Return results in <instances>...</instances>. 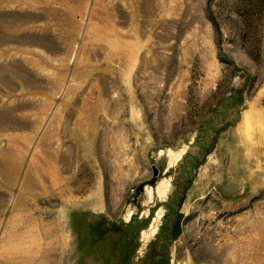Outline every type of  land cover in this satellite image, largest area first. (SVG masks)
Returning a JSON list of instances; mask_svg holds the SVG:
<instances>
[{"label": "rangeland", "instance_id": "rangeland-1", "mask_svg": "<svg viewBox=\"0 0 264 264\" xmlns=\"http://www.w3.org/2000/svg\"><path fill=\"white\" fill-rule=\"evenodd\" d=\"M0 264H264V0H0Z\"/></svg>", "mask_w": 264, "mask_h": 264}, {"label": "bare ground", "instance_id": "bare-ground-1", "mask_svg": "<svg viewBox=\"0 0 264 264\" xmlns=\"http://www.w3.org/2000/svg\"><path fill=\"white\" fill-rule=\"evenodd\" d=\"M164 191V190H163ZM162 193V192H161Z\"/></svg>", "mask_w": 264, "mask_h": 264}]
</instances>
